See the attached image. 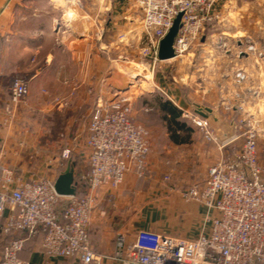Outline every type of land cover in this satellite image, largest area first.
<instances>
[{"label": "crops", "instance_id": "1", "mask_svg": "<svg viewBox=\"0 0 264 264\" xmlns=\"http://www.w3.org/2000/svg\"><path fill=\"white\" fill-rule=\"evenodd\" d=\"M262 1L264 3V0ZM131 2L133 0H0L2 164L17 168L27 178L51 175L50 178L56 180L61 173L57 168L59 134H66L69 142L77 139L78 149L72 156L73 162H76L75 181L77 190L79 188L82 193L85 192L88 167L82 144L87 136L90 115L95 110L99 98H110L114 89L122 88L127 82L125 76L127 72L120 66L121 61L113 59L115 56L113 51H117L113 50V46L121 50L124 46L122 42L126 41L127 36H130L133 45H137L141 42L143 34L142 12L137 4L132 6ZM121 34L124 35L120 42L118 44L113 42V38L117 39ZM253 43L263 54L249 53L247 57L249 92L247 107L241 103L242 94L235 92L233 88V73L232 75L224 73L227 80L219 73L218 86L215 88L211 89L204 83L199 100H196L190 92H181L175 86L171 87L172 83L168 82L166 75L161 72L162 67H166L177 58L156 63H159V70L156 75L157 81H152L154 87L167 95L171 103L181 110V116L186 117L178 118L179 121L193 131L185 141L173 139V126L165 114H161L162 118L159 120L164 128L163 135L158 134L152 128V124H148L151 152L145 172L158 173L159 169L167 167L170 173L186 172L194 177L200 176L199 179L202 181L210 166L220 158H230L237 151H231L229 144L232 142L221 148L209 140L203 130L185 113H193L199 104L217 108L227 124L235 121L238 128L241 127L239 124L241 107L249 115L254 114L256 118L259 111L261 114L262 110L257 102L261 99H258L257 95L262 96L264 102V35L263 40L254 37ZM204 62L206 64L204 77L207 78L209 77L207 57ZM15 79L27 81L30 93L25 102L15 106L9 113L7 108L10 104V86ZM56 96L62 97L68 104L64 106L55 104ZM155 107L159 109V106ZM149 109L145 105L141 107L144 111L156 110L154 107ZM53 114H58L53 118L54 129L52 132H45L46 125L41 119L53 117ZM141 114L135 113L134 117H138L142 122L145 120ZM185 129H178L176 133L181 135ZM38 142L41 143L40 148L33 150L32 144ZM162 143L167 145L163 147ZM242 143L243 139L241 145L237 142L236 148L239 146L241 148ZM261 164L264 168V163ZM145 172L129 173L125 180L127 187L134 185V177H138L140 185L143 184L146 179ZM150 189L155 190L153 186ZM178 192L180 193L169 195L171 200L169 215L174 218V226L169 227L160 217L158 218V214H154L153 210L143 207L149 195L145 193L137 197V202L133 206L138 211L136 216L124 217L120 222L115 221L114 215L106 218L108 208L114 206L109 195L116 194V191L109 187L104 188L97 197L89 229L95 250L99 254H112L115 250L116 235L122 231L130 236H134L140 229L187 237L197 235L204 220L205 207L195 200H187L184 196L185 189ZM120 198L118 201L122 208L130 203L122 196ZM116 210L120 213V208ZM3 243L4 241L0 239V258ZM20 256L30 260V264H79L71 258L50 257L42 247L41 235L31 239ZM104 264L118 263L108 260Z\"/></svg>", "mask_w": 264, "mask_h": 264}, {"label": "built area", "instance_id": "2", "mask_svg": "<svg viewBox=\"0 0 264 264\" xmlns=\"http://www.w3.org/2000/svg\"><path fill=\"white\" fill-rule=\"evenodd\" d=\"M221 0H136L142 12L141 52L155 64L161 40L183 13L174 42L175 58L184 57L217 18ZM248 53L263 52L248 42ZM238 82L248 73L237 69ZM129 89H114L110 98H99L91 113L82 144L88 167L87 187L81 195L57 193L55 179L27 178L17 168L0 162V237L4 245L0 264H30L20 256L27 242L42 236V247L50 257L71 258L79 264H264V168L258 145L259 121L254 114L240 120L246 129L239 150L220 158L207 170L204 184L184 192L187 200L205 207L201 229L195 236H178L140 229L134 236L118 232L112 254H99L91 241L90 224L98 195L104 188H119L129 173L143 174L148 168V130L132 117ZM27 81L15 79L10 86L9 113L25 102ZM47 93V92H46ZM54 103L67 105L62 97ZM243 107H241L242 109ZM243 110V109H242ZM205 136L221 148L208 122L185 113ZM233 140L232 142H234ZM77 139L59 154L57 168L63 172L76 154ZM72 165V164H71Z\"/></svg>", "mask_w": 264, "mask_h": 264}, {"label": "rangeland", "instance_id": "3", "mask_svg": "<svg viewBox=\"0 0 264 264\" xmlns=\"http://www.w3.org/2000/svg\"><path fill=\"white\" fill-rule=\"evenodd\" d=\"M131 5L135 6L136 0H133ZM217 15V18L212 22V24L206 27L202 38L195 44L190 52H188L184 57L174 59L171 63H169V65H166V67H162L161 72L166 75V80L172 83L171 87L175 86L181 92H190L196 100H199L201 89L205 86L204 83H207L211 89L213 87L215 88L218 86L217 76H220L219 73L222 74V77L225 79L227 78V75L224 73L227 72V74L229 73L230 75L233 73V88L235 92L242 94L240 98L241 103L245 104L247 107V95L249 93L247 89V80L238 82L235 77V72L237 69H243L247 72V57L249 54L247 51L248 42L253 41L254 37H256V39L259 38L263 40L264 3L262 0H221L217 7ZM123 35L124 34H121V36H118L117 39L113 38V42H117L118 44ZM122 43L124 46H122L121 50L118 47L113 46V50H117L113 51V55H115L113 56V59L121 61L119 63L121 64L120 66H122V68H124L127 72L125 75L127 82L122 85V88L129 89V94H132V117L136 122L142 124L147 130L149 129L148 124H152V128L155 129L158 134L163 135L164 128L161 126V123H159V120L162 118L161 114H165V116L169 119L173 117V114L167 107V102H171L170 99L162 91L155 88L154 82H152L157 81L156 75L159 70V63L155 65L154 62H151L152 59L145 57L140 50L142 47L141 42L137 45H133L131 43L130 36H127L126 41H123ZM206 57L208 59L207 70L209 76L207 78L204 77L206 67L204 59ZM116 65L118 66V64ZM257 98L261 99L260 101L257 100V102L260 104V108L262 110L261 114L259 111L257 115V120L259 121L257 125L259 132L258 145L260 160L264 163V102H262V96L257 95ZM144 105L145 107L148 106V108H150L149 110L153 109V107L156 110H141V107ZM155 105H157V107L159 106V109L156 108ZM158 110H161L162 113ZM135 113H137V115L142 113L141 117H143L145 121L141 122L138 117H134ZM193 114L196 113L193 112ZM57 115L58 114H53V117H44L41 119L43 120L44 125H46L44 126L45 132H52V129H54L52 126L55 121H53V118ZM182 116H180V118H182ZM183 117L186 116L184 115ZM248 118V112L244 109L241 110L240 120L242 121ZM239 124H241V127L238 128V135H241L246 127L242 123ZM192 131L193 130L191 128H186L182 131L180 136H189ZM59 138L60 142L58 143L59 147L57 152L59 151L58 153L60 154V151L71 144V141L69 142L66 134H59ZM242 139L243 137L241 136L238 138L239 141L235 140L229 144V147L231 146L232 148L231 151L238 150L240 148L239 145V147L236 148L237 142L241 145ZM164 143H162L163 147L167 145ZM39 145H41L40 142L32 144L33 150L35 148H40ZM48 149L52 151L51 148ZM73 160L74 157H72L71 164L73 163L72 165L75 168L76 162H73ZM48 161L50 162L51 160ZM166 168L167 167H162L159 169L158 173H154V171H150L149 173L146 171L144 174L146 179L141 185L139 184L140 180L137 179L138 177L135 178V175L133 174V186L127 187L128 185L124 182L119 188H114L113 191H116V194L113 193L109 195L114 206L108 208L106 218H111V215H114L116 216L115 221L120 222L124 217L129 218L134 215L136 216L138 211L135 210L133 206L137 202V197H139L140 194L145 193L149 195L146 197L143 207L147 210H153L154 214H158V218L160 217L167 226L173 227L174 218L169 215L170 212L168 210L171 207L169 195H172V193L179 194V190H187L194 185L202 186L204 184V180L200 181V176L194 177L186 172L173 174L168 172ZM153 183L156 185H153ZM152 186L155 190L150 189ZM169 192L171 193L169 194ZM121 196L122 198L130 201V203L123 208L118 201V198ZM118 208H120V213H117L116 209ZM180 220H182V217Z\"/></svg>", "mask_w": 264, "mask_h": 264}, {"label": "water", "instance_id": "4", "mask_svg": "<svg viewBox=\"0 0 264 264\" xmlns=\"http://www.w3.org/2000/svg\"><path fill=\"white\" fill-rule=\"evenodd\" d=\"M182 15L183 13L178 14L169 32L160 42L158 54L160 60H169L176 56L174 52V42L181 26ZM194 112L208 122L220 144L226 145L235 140L238 136V125L235 121H232L231 124H227L217 108L199 104L195 107ZM54 187L57 193L63 196L77 194V183L75 181V170L73 165H69L59 174L55 180Z\"/></svg>", "mask_w": 264, "mask_h": 264}, {"label": "trees", "instance_id": "5", "mask_svg": "<svg viewBox=\"0 0 264 264\" xmlns=\"http://www.w3.org/2000/svg\"><path fill=\"white\" fill-rule=\"evenodd\" d=\"M167 107L169 108V110L171 111V113L173 114V117L170 119L171 121V125L173 126V139L179 141H185L187 140V137L188 136H180L176 133V131L178 129H182V128H187L186 125L179 121L178 118H180L182 112L181 110H179L175 105H173L171 102H167ZM77 194L81 195L82 194V191L81 189L78 188L77 190ZM4 222V218L3 217H0V225H2ZM0 239H2L4 241L3 243V247L4 245L9 241L10 237H0ZM29 242V241H28ZM27 242V243H28Z\"/></svg>", "mask_w": 264, "mask_h": 264}]
</instances>
